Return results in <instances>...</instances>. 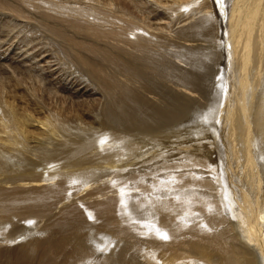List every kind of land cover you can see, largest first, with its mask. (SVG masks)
<instances>
[{"label":"bare ground","instance_id":"obj_1","mask_svg":"<svg viewBox=\"0 0 264 264\" xmlns=\"http://www.w3.org/2000/svg\"><path fill=\"white\" fill-rule=\"evenodd\" d=\"M0 60V264H264V0H0Z\"/></svg>","mask_w":264,"mask_h":264},{"label":"rangeland","instance_id":"obj_2","mask_svg":"<svg viewBox=\"0 0 264 264\" xmlns=\"http://www.w3.org/2000/svg\"><path fill=\"white\" fill-rule=\"evenodd\" d=\"M1 61V60H0ZM7 65H9V64H7ZM28 80V79H27ZM26 81V80H25ZM29 81V80H28ZM29 84L30 83H26L25 85L27 86H29ZM31 86V85H30ZM15 91V90H14ZM13 91V92H14ZM18 92H21V90H17ZM29 91H33L34 93H35V91L37 92L38 90H33L32 88H31V90H29ZM37 94V93H36ZM19 98H21V99H23V100H25L24 99V97L23 96H21V95H19ZM36 106L37 105H31V107H33V108H31L30 107V105H28L27 106V109L28 110H30V112H31V110H32V114H35L37 117H41L42 119H44L45 117V114H41V115H38L39 113V110L41 109H39V110H36V109H38V106H37V108H36ZM35 108V109H34ZM38 111V112H37ZM35 112V113H34ZM38 113V114H37ZM43 115V116H42ZM47 115V114H46ZM71 124H73V123H71ZM70 124V125H71ZM74 126H76V124L74 125ZM77 128H75V127H73V125H71V127H69V129H68V131H70V130H72V131H70V132H68L67 131V127L65 128V132H63V131H59L61 134L58 136H56V138H58V142H59V139H60V137H61V140H63V141H65L64 139H66V138H68L69 137V139H70V136L71 137H76L75 139H76V141H77V139H78V141L80 140L81 141V139L82 140H84V141H87V142H89V139H92V136H91V134H88L89 132H83V131H80V130H76ZM59 132L57 133V134H59ZM62 132L63 133H65L66 134V136H65V134H63L62 135ZM66 132H68V133H66ZM71 132H75L74 134H76V136H72V135H70L71 134ZM77 132V133H76ZM70 133V134H69ZM72 133V134H73ZM78 133H80L81 135L83 134V136H81L80 134V136H81V139H80V136H79V138H78V136H77V134ZM85 133V134H84ZM73 134V135H74ZM88 136H87V135ZM86 135V136H85ZM89 136H90V138H89ZM85 138V139H84ZM89 138V139H88ZM69 139H66V140H69ZM60 140V141H61ZM72 141H75V140H73V138L71 139ZM70 141V140H69ZM71 141V142H72ZM57 142V140H55V144L56 143H58ZM61 143H63L62 141L61 142H59V144H57V145H54L55 147H58V149H57V151L58 150H61V152H56V150L53 152L54 154H56V153H58V154H56V156L54 155V154H49L50 156H53L54 158L55 157H57V159L60 157V156H63L64 155V153H62L63 151H64V149H65V146L64 145H62L61 146ZM75 143V142H74ZM31 144H33V145H36V144H34V143H31ZM47 144V143H46ZM67 146H66V149L65 150H69V146H71V143L69 144H66ZM47 146H49V147H53V145H50V144H47ZM62 148H61V147ZM34 149H32V150H35L36 148L35 147H33ZM68 148V149H67ZM41 150V149H40ZM43 151V150H42ZM42 151H40V152H42ZM40 152H38V153H40ZM31 153H34L33 151L31 152ZM61 153V154H60ZM35 154V153H34ZM41 154V153H40ZM40 154H38V155H40ZM49 155H45L44 153H42V160L41 161H45L46 162V160L47 159H50V157L48 158V156ZM60 155V156H59ZM59 156V157H58ZM35 157H37V155L35 156ZM52 158V157H51ZM46 159V160H45ZM60 159V158H59ZM60 162H62V160L60 161ZM58 168H60V166H58V165H56L55 163L54 164H51V166H50V168H49V170L51 171L50 172V182H52V180L54 181V177H56V172H57V169ZM21 170V172L23 171V173H21V176H23V177H25V178H28V175L29 174H31V171H29V170H24V169H20ZM59 170V169H58ZM25 171H27V172H25ZM53 172H55L54 174H53ZM26 173V174H25ZM52 176V177H51ZM111 177V175H106V176H104V173L103 174H101V176H100V180L103 182V181H107V180H109V178ZM75 180V179H74ZM74 180L72 181V184L74 185V187H75V185H76V187H77V185H79L80 184V181H76L75 180V182H74ZM77 182H79V183H77ZM26 185H28L27 183H24V182H17L16 184H15V186H13L12 187V189H14V190H16L17 189V193L20 195V196H22V197H24V196H26V195H31L32 193L31 192H29V193H27V190L28 189H26L24 186H26ZM2 186H4V185H2ZM22 187H24V188H22ZM3 189H4V187H2ZM20 188V189H19ZM22 190V191H21ZM70 193V192H69ZM81 203H84V202H81ZM86 203H88V201L86 202ZM25 206L26 205H21V206H16L15 205V203H14V201H12L11 203H9L8 204V208L10 209V212H11V216H10V220L12 219V217L15 215V214H17L18 213V215H19V217H23L24 218V226H25V224L27 225V227H29L30 228V230L32 231V232H34L35 230L34 229H36L37 228V230L39 229V226H38V223H39V220H40V218H41V216L39 215V214H37V213H34V212H31V211H29L27 208H25ZM38 206V205H37ZM84 206H87L85 203H84ZM38 211V210H37ZM86 213L88 214V212L86 211ZM90 214V216H91V218H95L96 220H98V218H102V219H100V221L99 222H102V221H104V220H106V219H104L103 217H101V215L99 214V212L98 211H91V212H89ZM92 213V214H91ZM98 214V215H97ZM37 216H39V218L37 217ZM97 216H99V217H97ZM92 219V220H93ZM9 220V221H10ZM103 223V222H102ZM11 230V226L7 223V224H1L0 225V236L2 235V234H4V233H6V232H8V231H10ZM33 235H31V236H29L28 237V239L27 240H29L31 237H32ZM35 236V235H34ZM164 235H162V238H166V237H163ZM24 243L25 241H22V240H20V239H18L17 241H12V242H8V243H5V244H2V243H0V250L2 251V252H4L3 254V262H8V261H12V258H13V255H15V252H16V250H17V246L18 245H20V244H22V243ZM14 243V244H13ZM14 245V246H13ZM111 247H112V244H110L109 246H105L104 248H105V250L108 252L110 249H111ZM101 248H103L102 246H101ZM69 250H71V247H70V249ZM10 254V255H9ZM96 260L97 259H95V257H93V258H91V259H89L88 261L90 262V264H93V263H95L96 262Z\"/></svg>","mask_w":264,"mask_h":264}]
</instances>
